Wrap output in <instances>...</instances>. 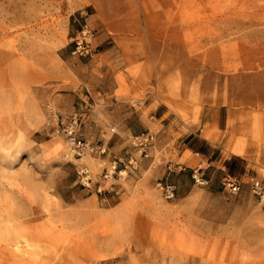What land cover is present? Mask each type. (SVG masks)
Segmentation results:
<instances>
[{
	"label": "rangeland",
	"instance_id": "rangeland-1",
	"mask_svg": "<svg viewBox=\"0 0 264 264\" xmlns=\"http://www.w3.org/2000/svg\"><path fill=\"white\" fill-rule=\"evenodd\" d=\"M204 106L218 150L188 142ZM252 183L264 0H0V264H264Z\"/></svg>",
	"mask_w": 264,
	"mask_h": 264
},
{
	"label": "crops",
	"instance_id": "crops-1",
	"mask_svg": "<svg viewBox=\"0 0 264 264\" xmlns=\"http://www.w3.org/2000/svg\"><path fill=\"white\" fill-rule=\"evenodd\" d=\"M169 112L168 115V119L170 120V124L168 126V128H170L172 126V122L178 120L177 117L173 118V113L170 112L164 105H160V108L158 109V116H156L155 118L157 120H161L163 119L164 115L167 114ZM208 112H206V108L204 106L203 110H202V114H201V124L197 125L195 123H191V124H184V128L186 129V132L188 134V136H190L188 142L190 143L192 140H198L200 141V144H203L204 146H207L208 148H215V149H219L221 147L222 144H226L228 141V137L227 135L225 137H223L221 134L219 135H211L208 136L207 135V124L213 122L212 117H209ZM165 121V119L163 120ZM164 123V122H163ZM218 127L220 128V120L218 119ZM227 137V138H226ZM195 144V143H194ZM187 146L188 149L194 151L196 154H199V150L198 147L196 148L194 145H188L185 144ZM236 156V155H235ZM239 156V155H237ZM203 157L205 158L206 161H209V157L203 155ZM236 157H233V155L231 154L226 160L227 162H229L227 165H225V167L230 168V166L233 164L232 160H235ZM249 168V163L246 162L244 163V168L242 171V175L246 174Z\"/></svg>",
	"mask_w": 264,
	"mask_h": 264
},
{
	"label": "built area",
	"instance_id": "built-area-1",
	"mask_svg": "<svg viewBox=\"0 0 264 264\" xmlns=\"http://www.w3.org/2000/svg\"><path fill=\"white\" fill-rule=\"evenodd\" d=\"M78 120L79 117H77L76 115H73L71 117H61L59 120V126L61 128V131L65 134L68 140L73 143L75 148H77L78 150H83L86 149L87 144H85L82 139L77 136ZM152 139L153 135L149 133L142 137L140 145L142 146L141 151L145 152V155H147L146 151ZM195 178L196 180L201 181V178L197 176ZM201 182L204 181L202 180ZM221 184L225 190L231 193H237L243 187V181L239 177L230 174H225L223 176ZM251 188L256 195H259L261 198H264V185H261L259 183H252ZM168 192V195H173V191L170 187L168 189Z\"/></svg>",
	"mask_w": 264,
	"mask_h": 264
},
{
	"label": "bare ground",
	"instance_id": "bare-ground-1",
	"mask_svg": "<svg viewBox=\"0 0 264 264\" xmlns=\"http://www.w3.org/2000/svg\"><path fill=\"white\" fill-rule=\"evenodd\" d=\"M28 241V240H27Z\"/></svg>",
	"mask_w": 264,
	"mask_h": 264
}]
</instances>
